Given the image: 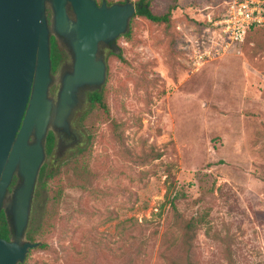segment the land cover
<instances>
[{"label": "rangeland", "instance_id": "374dc122", "mask_svg": "<svg viewBox=\"0 0 264 264\" xmlns=\"http://www.w3.org/2000/svg\"><path fill=\"white\" fill-rule=\"evenodd\" d=\"M150 1L169 21L137 15L106 51L108 109L56 136L24 264H264V25L195 64L223 0Z\"/></svg>", "mask_w": 264, "mask_h": 264}, {"label": "water", "instance_id": "95a60500", "mask_svg": "<svg viewBox=\"0 0 264 264\" xmlns=\"http://www.w3.org/2000/svg\"><path fill=\"white\" fill-rule=\"evenodd\" d=\"M136 12L131 0H0V213L11 232L0 237V264H24L41 245L28 232L50 130L62 144L81 139L74 121L87 92L106 85L105 47L129 32ZM53 36L71 59L56 97Z\"/></svg>", "mask_w": 264, "mask_h": 264}, {"label": "built area", "instance_id": "2783aa9c", "mask_svg": "<svg viewBox=\"0 0 264 264\" xmlns=\"http://www.w3.org/2000/svg\"><path fill=\"white\" fill-rule=\"evenodd\" d=\"M223 5L224 10L217 19L209 18L214 27L209 28L212 45L199 51L195 64L231 51L246 40L252 29L264 25V0H223Z\"/></svg>", "mask_w": 264, "mask_h": 264}, {"label": "trees", "instance_id": "16d2710c", "mask_svg": "<svg viewBox=\"0 0 264 264\" xmlns=\"http://www.w3.org/2000/svg\"><path fill=\"white\" fill-rule=\"evenodd\" d=\"M102 1L103 0H97L98 4H101ZM126 1L127 0H119V1L107 0V2L109 4H112L114 2H126ZM134 3L136 4V10H137L135 16L140 15V16L146 17L147 19H149L153 22H157V23H166L169 21L168 14L159 15L153 11V6H152V3L150 0H135ZM51 13L52 12L49 10L50 22H51ZM135 16L131 20L129 32H127L124 36L130 35V31H131L133 20H134ZM51 52H52L51 53V59H52L53 71H56L61 66V64L65 58L66 52L60 46V44L58 43V41L56 40V38L54 36L51 38ZM113 52L117 53L116 51H112V53ZM120 58L122 59V61H125V58L122 57L121 55H120ZM104 89H105V86L101 91H94V92H88L87 93V99L90 102V104H92V106L99 105L101 108L108 109V105L105 101ZM55 144H56V134L53 131H50V133L48 135V142H47L48 156L53 153L54 148L56 147ZM55 172L56 173L54 174L53 170L52 169L50 170V165L47 163V160H46V162L43 165L41 172H40V177H39L40 184H45L47 182V178H51L52 176L54 177L55 175L57 176L59 172H57V171H55ZM15 181L16 180L13 181V184L15 183ZM200 221H202V218ZM189 225H192V224H189ZM193 226H195V225H193ZM190 227L191 226H189V228ZM10 236H11L10 226H9L8 221H7L5 212H4V210H2L0 213V237H3L5 239H9ZM28 238L34 242H40V241H36L35 231H34V228L32 226L29 229ZM40 243L42 244V242H40Z\"/></svg>", "mask_w": 264, "mask_h": 264}, {"label": "flooded vegetation", "instance_id": "af4514ba", "mask_svg": "<svg viewBox=\"0 0 264 264\" xmlns=\"http://www.w3.org/2000/svg\"><path fill=\"white\" fill-rule=\"evenodd\" d=\"M105 49H106L107 52L115 51L117 49V43L116 44L113 43L111 45H108V46L105 47ZM56 72H57V70L53 71V79L54 80H53V84H52V88H51L52 97H56L57 96L58 88L60 86V83H59L60 77L56 76ZM50 131H52V130H50ZM57 146H59L58 148H60L62 146L64 148L65 145L61 143V144H58ZM14 180L17 181V178H14ZM16 181H15V183H16ZM14 184L12 183L11 188L13 187ZM11 188H10V191H11Z\"/></svg>", "mask_w": 264, "mask_h": 264}]
</instances>
